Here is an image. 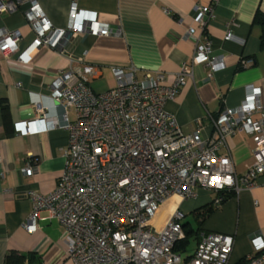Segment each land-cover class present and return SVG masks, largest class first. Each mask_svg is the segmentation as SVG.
Here are the masks:
<instances>
[{
    "label": "crops",
    "instance_id": "1",
    "mask_svg": "<svg viewBox=\"0 0 264 264\" xmlns=\"http://www.w3.org/2000/svg\"><path fill=\"white\" fill-rule=\"evenodd\" d=\"M211 1L38 0L55 29H67L70 8L76 4L112 31L106 37L94 30L70 33L54 49H32L34 34L23 10L0 14V30L19 32L18 54L23 59L20 62L16 56L4 58L0 54V264H10L7 257L11 254L23 258L20 264H74L67 257L63 228L56 220H37L36 230L30 233L23 226L31 212L28 194L51 192L64 167L68 134L57 127L62 110L50 94V86L61 72L95 69L96 75L86 79L91 90L99 94L116 86L114 69L133 67L138 79L161 72L171 80L186 63L192 75L165 103L164 110L184 133L198 130L202 139L211 137L212 120L224 109L241 104L247 86L258 88L259 101L264 103V27L253 21L257 10L264 14V0H218L211 13L203 16L212 56L224 63L213 73L203 65L191 64L195 38L186 37L187 29L195 27L194 8ZM228 33L232 40H225ZM243 60H252L253 65L242 68ZM35 104L44 109L42 121H36ZM69 116L73 121L72 112ZM23 122L32 123L28 135L16 132ZM253 149L251 137L234 134L218 155L230 157L237 176H241L253 163ZM29 163L35 166V174L22 173ZM217 197L218 193L201 188L196 198L173 199L160 210L154 222L157 229L178 209L184 214V238L185 231L194 232L181 252L182 264H188L194 254L195 234L233 236L229 264L245 261L253 252L251 236L264 234V174L251 188L233 193L219 206L214 205ZM208 208L212 211L206 214ZM191 240L195 241L192 250Z\"/></svg>",
    "mask_w": 264,
    "mask_h": 264
},
{
    "label": "built area",
    "instance_id": "2",
    "mask_svg": "<svg viewBox=\"0 0 264 264\" xmlns=\"http://www.w3.org/2000/svg\"><path fill=\"white\" fill-rule=\"evenodd\" d=\"M217 2L196 6L195 27L186 31V37L195 38L191 64L203 65L210 73L221 70L224 63L212 56L202 18ZM19 9L34 34V50L58 48L70 33L94 30L106 37L112 32L76 4L70 8L67 29L62 30L53 28L38 0H0V14ZM19 39L18 31L0 30V54L23 62ZM232 39L229 33L225 36ZM252 65V60L241 62L242 68ZM94 75L91 67L61 72L50 86L53 101L62 110L57 127L68 134L64 167L51 192L28 194L31 212L24 229L34 232L37 220H56L74 264H182V254L174 248L184 239V214L174 209L159 229L154 222L173 199H194L201 188L238 193L264 174V103L259 101V90L247 86L241 104L224 109L212 120L211 137L202 139L198 130L184 133L164 110L192 75L186 63L171 80L161 72L138 79L133 67L114 69L116 86L99 94L86 79ZM34 109L36 121L44 120V109L39 104ZM31 124H18L17 134L28 135ZM234 134H246L254 142L253 163L241 176L230 157L218 155ZM35 171L29 163L22 173ZM220 203L217 197L214 205ZM251 243L253 252L245 263L264 264V234L251 236ZM233 246V236L201 233L188 264H229Z\"/></svg>",
    "mask_w": 264,
    "mask_h": 264
},
{
    "label": "trees",
    "instance_id": "3",
    "mask_svg": "<svg viewBox=\"0 0 264 264\" xmlns=\"http://www.w3.org/2000/svg\"><path fill=\"white\" fill-rule=\"evenodd\" d=\"M253 21L255 23H259L262 25V27H264V14H261L259 12V10L256 11L255 15H254V19ZM262 42H264V31H262ZM3 114L6 113V110L3 108L2 109ZM9 134V133H8ZM10 135V134H9ZM233 195L232 192H223V193H218V197L221 198V203H223L224 201H226L228 198H230ZM220 203V204H221ZM212 211V208H208L206 210V214H209ZM186 237L184 238V240L178 242L175 245V250L178 252H184L186 249V246L188 245V241L190 239L191 236H193L194 232H187L185 231ZM194 239L198 240V236H196V234L194 235ZM23 261L22 257L16 256L15 254H11L7 257V263L10 264H20ZM241 264H245V261H242Z\"/></svg>",
    "mask_w": 264,
    "mask_h": 264
},
{
    "label": "rangeland",
    "instance_id": "4",
    "mask_svg": "<svg viewBox=\"0 0 264 264\" xmlns=\"http://www.w3.org/2000/svg\"><path fill=\"white\" fill-rule=\"evenodd\" d=\"M194 247H195V241L191 240L190 241V246H189L190 250H192Z\"/></svg>",
    "mask_w": 264,
    "mask_h": 264
}]
</instances>
